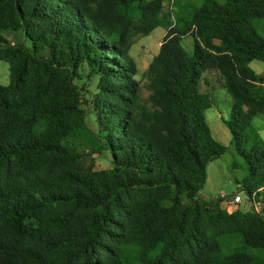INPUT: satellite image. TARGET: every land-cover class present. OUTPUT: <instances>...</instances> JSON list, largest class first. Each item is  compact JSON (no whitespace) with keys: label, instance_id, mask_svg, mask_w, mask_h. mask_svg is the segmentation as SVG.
Instances as JSON below:
<instances>
[{"label":"trees","instance_id":"16d2710c","mask_svg":"<svg viewBox=\"0 0 264 264\" xmlns=\"http://www.w3.org/2000/svg\"><path fill=\"white\" fill-rule=\"evenodd\" d=\"M16 25L30 45L0 36L9 68L0 85V264H264L263 219L199 196L226 146L212 137V99L198 90L205 71L221 75L243 191L264 202V144L251 127L264 115V75L248 67L264 63V0L187 2L174 17L160 0H0V33ZM157 27L166 32L139 101L127 53ZM80 62L100 76L99 134L79 106ZM76 141L108 151L111 168L82 166ZM222 234L238 242L228 253Z\"/></svg>","mask_w":264,"mask_h":264},{"label":"rangeland","instance_id":"374dc122","mask_svg":"<svg viewBox=\"0 0 264 264\" xmlns=\"http://www.w3.org/2000/svg\"><path fill=\"white\" fill-rule=\"evenodd\" d=\"M160 1L162 2L163 11L170 14L171 17H174L178 13L183 14V5L187 2L198 3V0ZM165 32L163 27H157L146 36H136L128 49V57L132 60L136 72L131 80L136 84V98L138 97L139 101H143L148 95L144 87L145 79L143 74L152 57L157 54ZM0 36L11 45H30L18 25L1 32ZM181 45L188 53H191L192 45L189 36L181 40ZM40 54L47 55V52L41 51ZM249 67L258 73L260 69L262 71L264 70V63L252 61ZM8 69V63L0 60V85L2 86H7L9 83ZM75 76L73 82L79 93V106L84 112V122L92 132L99 134L100 126L96 117L94 102L98 95L100 76L97 72H93L92 68L86 62H80L78 64ZM210 95L213 103L211 108L205 111V120L212 137L225 145L226 151L220 158L207 165L206 180L199 191V196L208 201L220 200L221 209L226 211L227 214H231L236 210L232 211L231 208H227V201L230 197L240 194L242 204L239 205L237 210L242 213L252 212L246 202L247 196L241 184V180L246 176L245 166L243 161L237 156L232 145H230V133L223 123V120L228 119L229 116L230 104L228 102L231 100L230 96L224 88L220 87L213 90ZM251 127L259 135L264 144V131L261 130V127H264L263 120L261 118L254 119ZM72 147H75L80 154L79 161L82 166H91L94 171H103L111 168L112 157L108 151H92L93 145H83L82 141H76ZM259 198L262 201L260 196ZM229 209L230 213L227 211ZM211 223L212 221L209 217L202 221L204 226H210ZM218 241L223 253H228L238 244L233 236H227L225 234H222L218 238Z\"/></svg>","mask_w":264,"mask_h":264},{"label":"crops","instance_id":"0c3cea01","mask_svg":"<svg viewBox=\"0 0 264 264\" xmlns=\"http://www.w3.org/2000/svg\"><path fill=\"white\" fill-rule=\"evenodd\" d=\"M249 64H248V67H249ZM251 70L254 71L253 69H251ZM254 73L261 76V75H264V70L262 71V69H260V71L258 73H256L255 71H254ZM217 87L223 88V79H222L221 75L215 70L205 71L201 77V80L199 81L198 90L201 93H206L211 97L210 94H212L213 90H215ZM211 99H212V97H211ZM212 103H213V99H212ZM228 104H231V100L228 102ZM256 118H261L264 122V115L257 114L252 118L251 123ZM261 130L264 131V127H261ZM230 139H231V137H230Z\"/></svg>","mask_w":264,"mask_h":264},{"label":"built area","instance_id":"2783aa9c","mask_svg":"<svg viewBox=\"0 0 264 264\" xmlns=\"http://www.w3.org/2000/svg\"><path fill=\"white\" fill-rule=\"evenodd\" d=\"M249 208L253 213L260 215L264 219V203L260 200L259 197L252 196L251 199L246 200ZM242 204L240 194H236L233 197H230L227 201V208H231L232 211H235L239 208V205ZM230 213V209L227 210Z\"/></svg>","mask_w":264,"mask_h":264}]
</instances>
